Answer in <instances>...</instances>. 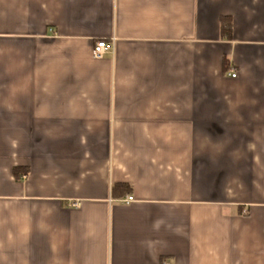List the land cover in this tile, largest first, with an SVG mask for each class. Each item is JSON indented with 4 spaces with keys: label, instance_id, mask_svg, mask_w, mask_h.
<instances>
[{
    "label": "crops",
    "instance_id": "1",
    "mask_svg": "<svg viewBox=\"0 0 264 264\" xmlns=\"http://www.w3.org/2000/svg\"><path fill=\"white\" fill-rule=\"evenodd\" d=\"M163 262L264 264V0H0V264Z\"/></svg>",
    "mask_w": 264,
    "mask_h": 264
},
{
    "label": "built area",
    "instance_id": "2",
    "mask_svg": "<svg viewBox=\"0 0 264 264\" xmlns=\"http://www.w3.org/2000/svg\"><path fill=\"white\" fill-rule=\"evenodd\" d=\"M113 43V42H112ZM112 51V45H110L108 42L104 41V40H98L94 43L93 49H92V56L95 59H101L105 56L106 53L111 52ZM229 76L231 78H235L236 74L234 72V70H230ZM133 201V198L128 196L124 202L126 204L130 203ZM70 207L72 208H78L79 207V202H72L70 204ZM162 264H167L166 262H163Z\"/></svg>",
    "mask_w": 264,
    "mask_h": 264
},
{
    "label": "trees",
    "instance_id": "3",
    "mask_svg": "<svg viewBox=\"0 0 264 264\" xmlns=\"http://www.w3.org/2000/svg\"><path fill=\"white\" fill-rule=\"evenodd\" d=\"M14 174L16 175V170H14ZM121 188H126L124 187L123 185H117V186H114V190L116 191L117 189H121Z\"/></svg>",
    "mask_w": 264,
    "mask_h": 264
}]
</instances>
